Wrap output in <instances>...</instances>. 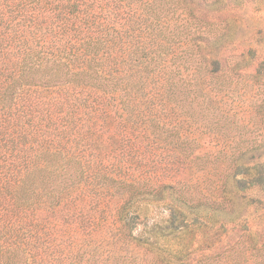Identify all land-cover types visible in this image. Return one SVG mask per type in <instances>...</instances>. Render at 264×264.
<instances>
[{"label":"trees","instance_id":"trees-1","mask_svg":"<svg viewBox=\"0 0 264 264\" xmlns=\"http://www.w3.org/2000/svg\"><path fill=\"white\" fill-rule=\"evenodd\" d=\"M229 2L0 0V264H189L212 245L232 217L184 187L198 137H230L208 114L233 35L199 13Z\"/></svg>","mask_w":264,"mask_h":264},{"label":"rangeland","instance_id":"rangeland-1","mask_svg":"<svg viewBox=\"0 0 264 264\" xmlns=\"http://www.w3.org/2000/svg\"><path fill=\"white\" fill-rule=\"evenodd\" d=\"M235 1L240 4L229 2L221 12L199 11L202 21L227 26L233 35L220 51L226 60L222 71L230 75L229 93L226 102L212 104L208 114L212 125H225L230 137H198L202 150L197 154L208 156L196 160L195 187H184L200 199L205 194L215 200L232 218L224 229L209 232L211 246L199 234L195 260L189 264H264V0ZM224 112L226 119L221 118ZM234 178L242 179L243 185L236 187ZM221 187L227 189L221 192ZM147 204L151 220L169 212L162 201Z\"/></svg>","mask_w":264,"mask_h":264}]
</instances>
